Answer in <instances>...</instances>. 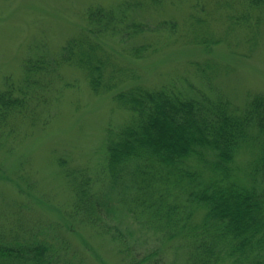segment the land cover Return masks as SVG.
<instances>
[{
	"label": "trees",
	"instance_id": "16d2710c",
	"mask_svg": "<svg viewBox=\"0 0 264 264\" xmlns=\"http://www.w3.org/2000/svg\"><path fill=\"white\" fill-rule=\"evenodd\" d=\"M249 3L264 10V0ZM125 17L113 7L89 5L86 28L57 52L46 48L28 57L19 84L7 79L0 89V152L20 123L50 122L49 87L64 66L78 68L93 93H110L130 117L119 128L106 126L104 187L94 188L85 168L58 158L73 194L70 216L106 234L127 264H264V93H250L238 106L188 79H182L184 86L174 80L156 87L137 82L136 68L114 59L103 40L121 30L130 37L142 32L140 23ZM220 41L202 36L190 42L209 49ZM156 48L142 43L126 53L142 58ZM195 64L211 87L215 64ZM244 145L255 152L241 169L236 158ZM3 169L0 161V179H11ZM32 186L28 181L27 188ZM65 251L44 228L0 232V264H77L63 259Z\"/></svg>",
	"mask_w": 264,
	"mask_h": 264
},
{
	"label": "rangeland",
	"instance_id": "374dc122",
	"mask_svg": "<svg viewBox=\"0 0 264 264\" xmlns=\"http://www.w3.org/2000/svg\"><path fill=\"white\" fill-rule=\"evenodd\" d=\"M94 4L113 7L127 22L141 24L142 32L131 37L121 30L103 39L114 59L136 68L137 82L156 87L174 80L184 86L182 81L188 79L209 96L220 92L238 106L250 93H264V10L250 6L249 0H0V89L7 79L15 85L21 82L28 57L46 48L57 52L68 37L86 28L84 10ZM199 17L208 24L196 21ZM257 17L261 22L256 23ZM202 36L221 41L209 49L190 42ZM42 42L46 47H35ZM142 43L157 51L142 58L127 55V48ZM207 59L215 64L211 87L195 64ZM58 75L49 87L50 122L35 127L20 123L0 152L3 170L11 177L0 179V232L44 228L66 246L63 259L127 264L106 234L70 216L73 194L57 160L65 157L85 168L93 187H104L106 126L119 128L130 113L116 105L110 93H93L82 70L64 66ZM254 152L250 145L241 148L236 158L241 169ZM28 181L34 184L31 189ZM19 185L27 193H20ZM171 251L168 258L173 257Z\"/></svg>",
	"mask_w": 264,
	"mask_h": 264
}]
</instances>
